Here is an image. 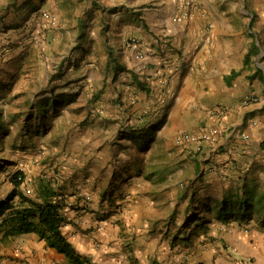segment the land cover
<instances>
[{"label": "crops", "instance_id": "obj_1", "mask_svg": "<svg viewBox=\"0 0 264 264\" xmlns=\"http://www.w3.org/2000/svg\"><path fill=\"white\" fill-rule=\"evenodd\" d=\"M243 2L193 0L178 22L173 0L113 1L104 60L128 107L90 115L51 182L91 195L82 215L62 202L72 254L36 232H1L0 264H264V58L244 61L253 44L264 53V0ZM184 133L211 139L196 152Z\"/></svg>", "mask_w": 264, "mask_h": 264}, {"label": "rangeland", "instance_id": "obj_2", "mask_svg": "<svg viewBox=\"0 0 264 264\" xmlns=\"http://www.w3.org/2000/svg\"><path fill=\"white\" fill-rule=\"evenodd\" d=\"M113 1L0 0V201L8 198L11 205L0 223L13 209L40 201L37 178L59 183L62 171L68 172L74 137L83 133L90 115L103 117L104 106L128 107L124 89L117 90L116 68L104 60L115 50L116 29L109 27L117 8ZM260 18L264 27V12ZM256 20L251 16L250 23ZM251 36L259 41L253 30ZM258 56L260 61L264 53ZM19 172L23 180L16 187L13 177ZM58 193L77 215L91 207V195L82 188ZM20 195L31 201H21ZM111 205L108 214L122 212ZM123 223L121 235L134 226L126 229Z\"/></svg>", "mask_w": 264, "mask_h": 264}, {"label": "trees", "instance_id": "obj_3", "mask_svg": "<svg viewBox=\"0 0 264 264\" xmlns=\"http://www.w3.org/2000/svg\"><path fill=\"white\" fill-rule=\"evenodd\" d=\"M259 53V47L253 44L246 53L244 61L247 63L250 56H257ZM232 73L234 74L235 72L232 71ZM62 96L64 97V95ZM52 109L54 113H57V104L52 106ZM46 111L47 108L42 110V112ZM22 180V172H19L13 177V182L16 187L21 184ZM16 194V192L12 193V195ZM20 196L21 201H31L23 195ZM58 196L59 193L55 191L49 180L39 181L38 186L36 187V198L40 201H37L36 203L31 201V205L29 206L13 209V211L6 217L2 218L0 230L3 228V235L36 232L39 235L46 236L51 246H55L58 251L70 256L72 254V250L62 233V226L66 222V218L61 212L63 200L62 198L59 199ZM7 199L0 201V216L3 215L8 206H11Z\"/></svg>", "mask_w": 264, "mask_h": 264}, {"label": "built area", "instance_id": "obj_4", "mask_svg": "<svg viewBox=\"0 0 264 264\" xmlns=\"http://www.w3.org/2000/svg\"><path fill=\"white\" fill-rule=\"evenodd\" d=\"M175 7L177 9V15L175 16V20L180 22L187 16L188 9L191 7L193 0H173ZM133 42H138L136 38H132ZM139 57H143L142 54H139ZM245 101H253L256 100V96L253 94H246L244 97ZM221 114H225L226 111L220 110ZM215 135H219L220 133L218 131H214ZM244 138H247V134H242ZM182 139L184 142L190 143L194 146V149L196 152H201L203 148V141L207 139H211L210 134H192V133H184L182 135Z\"/></svg>", "mask_w": 264, "mask_h": 264}]
</instances>
